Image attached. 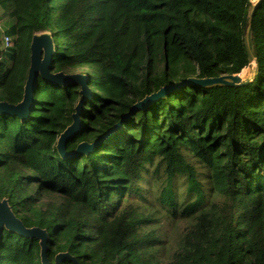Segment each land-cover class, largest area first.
<instances>
[{
    "label": "trees",
    "instance_id": "1",
    "mask_svg": "<svg viewBox=\"0 0 264 264\" xmlns=\"http://www.w3.org/2000/svg\"><path fill=\"white\" fill-rule=\"evenodd\" d=\"M254 7L0 0V20L13 21L9 49L0 32L1 102H22L42 33L54 41L53 73L86 75L91 90L66 156L57 144L79 87L39 79L26 119L0 114V201L47 232L48 264H264V0L249 31L254 80L198 83L249 67ZM83 143L94 147L80 154ZM0 264H44L40 241L5 229Z\"/></svg>",
    "mask_w": 264,
    "mask_h": 264
},
{
    "label": "water",
    "instance_id": "2",
    "mask_svg": "<svg viewBox=\"0 0 264 264\" xmlns=\"http://www.w3.org/2000/svg\"><path fill=\"white\" fill-rule=\"evenodd\" d=\"M263 0H255V7L249 17L245 36L244 43L246 47V51L249 58V66L254 63L255 69L252 71V77L246 81L245 83L237 84L230 81H236L240 79V75L236 76H221L219 78L214 79H204L202 81H198L199 84L206 87H214V86H228V87H242L249 83H251L258 70V65L253 53L251 51L249 45V31L256 13L258 6L261 4ZM55 54V45L53 38L48 33L37 34L34 36L32 44H31V63L30 69L28 73L27 82L25 85L24 97L21 103L17 105H11L7 102L0 101V114H7L11 116L19 117L24 120L29 116L30 110L34 103V93L39 84V79L44 82L51 84H60L63 86L67 85H75L80 88L81 100L75 108V113L73 114V123L65 130V132L59 138L57 144L58 152L66 156L68 155L66 152V144L72 139L74 136L78 134L81 130L82 119L81 115L83 112V107L88 98H90L91 90L88 85V77L82 74H74L67 75L63 72L53 73L52 71V62ZM169 93V88L161 89L157 94L146 98L144 101L137 104L134 108H144L149 102L153 99H160L165 97ZM94 147L93 145H88L86 143L81 144L77 148V152L80 154H87ZM7 229L12 231L20 236L27 238H36L40 241L41 245V258L44 264H48L47 260V251L49 244V237L45 230L40 228H32L27 229L23 225V223L14 215L12 212L9 203L7 200L0 201V240L4 230ZM61 257H67V255L58 256L57 260H60Z\"/></svg>",
    "mask_w": 264,
    "mask_h": 264
},
{
    "label": "rangeland",
    "instance_id": "3",
    "mask_svg": "<svg viewBox=\"0 0 264 264\" xmlns=\"http://www.w3.org/2000/svg\"><path fill=\"white\" fill-rule=\"evenodd\" d=\"M255 0H253L254 2ZM3 16V12L0 10V17ZM0 26H2V34L4 33L5 30H7L10 25L13 23V21H11V19H3L0 20ZM255 69V64L252 63L247 69H245L241 74H240V79L236 80V81H230V82H234L237 84H241V83H245L246 81H248L251 77H252V71H254ZM184 225V223H180L179 225H177V228L181 227L182 225Z\"/></svg>",
    "mask_w": 264,
    "mask_h": 264
},
{
    "label": "built area",
    "instance_id": "4",
    "mask_svg": "<svg viewBox=\"0 0 264 264\" xmlns=\"http://www.w3.org/2000/svg\"><path fill=\"white\" fill-rule=\"evenodd\" d=\"M2 26H0V32H2ZM5 33V31H4ZM3 33L2 48L9 49L12 46V39Z\"/></svg>",
    "mask_w": 264,
    "mask_h": 264
}]
</instances>
